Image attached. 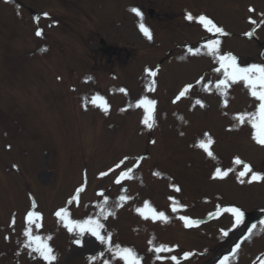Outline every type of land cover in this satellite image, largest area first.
<instances>
[{"label":"rangeland","instance_id":"obj_1","mask_svg":"<svg viewBox=\"0 0 264 264\" xmlns=\"http://www.w3.org/2000/svg\"><path fill=\"white\" fill-rule=\"evenodd\" d=\"M21 2L20 20L22 23L18 24L13 21L14 14H11L14 5L10 6H12L11 3L15 4L14 1L0 0V43H2L0 45V56L2 54V59L0 57L2 67L0 84L2 83L4 90L7 89L5 88L7 86L11 88L16 85L20 91V88L24 87L21 94H16L15 98H10L14 90L9 91L7 95L3 94V90H0V95L2 94L0 96V125L2 124L7 138L10 136L14 139L13 152L10 150L11 158L3 157L4 151L0 146V155H2L0 157L2 171L0 176L3 179L6 178L4 184H0V222L7 219L10 210L8 204H11V201L13 203L15 200L23 202L25 198L21 177L18 178L17 175H12L9 172L5 177L4 173L6 172L3 170L5 160L7 167L4 169H9L10 165L8 164L11 159L12 162L19 160L24 164L27 169L25 172L28 176L27 180L31 186L42 188V190L37 188L30 190L26 200L30 202L31 199H34L40 206H45L41 198L56 202L52 192H47V186L54 189L51 185H59V188L63 190L64 188L61 187L68 184L69 188H72L80 181L81 167L87 169L90 177L86 197L92 198L96 188L104 186L103 183L96 180L98 176H95V173L98 170L103 168L105 171L108 170V167L112 166L116 160L123 159L120 157L123 154H136L138 152L136 147L139 150L142 149L146 138L137 131V115H134L129 105H133L134 100L143 91L141 80L145 76L142 75L148 74L141 71L140 67L146 61L150 63V66L157 68L158 75L153 95H157L156 89L160 87L158 97L166 99V104L162 105L160 111L163 114L160 124L162 131L158 133L164 139L163 147L167 149L163 151L170 154V156L165 155V158L170 160L172 157H177L176 163L179 169L190 163H194V168H188L190 174L181 175L182 173L175 171L174 167L168 169L169 165L160 163L159 159L156 160L152 166L159 165L168 172V175L160 180H155L148 177V171L141 169L140 173L134 172V179L129 182V190L120 189L118 191L114 206L116 207L114 220L107 214L94 219H98L106 227L112 225L110 230H113V237L119 240L121 238L129 239L136 244L142 241L141 245H144L146 239H151L157 246L164 244L171 234L170 231L165 230L170 229L168 225L151 222L141 226L137 219L131 215H134L133 211L136 214L140 213L137 209L142 208L145 201L157 209L165 208L167 206L166 194L169 193L166 187L172 180L171 178L180 179L186 188L178 197L182 200L192 201L188 211L179 213L204 216L206 212L218 208L215 200L211 199L214 198L213 194L218 197L219 202H238L239 206L243 204L244 209L251 211V214L255 215L260 212L258 210L260 208H263L261 210L264 211V182L261 181L262 183L251 187L244 183V188H234L232 177L223 182L206 183L205 177L208 176L213 162L209 159L203 167L202 165L199 167L200 162L195 161L196 155L200 153L193 146V142L196 138H200L197 139L198 142L210 138L212 141L216 139L214 155L219 157L222 168H229V158L235 153L255 164H259L260 161L264 163V148L260 147L261 145H254V141L250 139V135L252 137L253 134L252 128L234 129L237 126V123L234 122L237 117H231L230 114L225 113L229 112V107L221 108L224 104L222 103L223 96L227 91L232 92L230 82L226 89H218L216 81L224 79L222 75L219 73L203 74L204 68L207 69L210 66L207 61L211 54L207 53V49L202 47V44L196 43L188 46L189 41H187L185 44L179 43L183 49L181 54L166 65L167 59L161 61L162 57L171 49L169 48L170 41L181 42L184 40L183 36H186V39H190L192 36L188 33L189 26L181 24L180 27L178 22L179 10H181L179 6L186 2H190L192 6L188 11L198 14L209 13L230 33V36L223 39L224 49H228L236 55L245 53L246 56H251L256 52L259 53L258 46L261 42L256 44L255 41H252L254 45L248 43V40L243 38L241 29L243 25L245 26L243 17H247L248 25L253 24L252 21L261 22L263 31H260L262 33L258 37L259 40L264 41V0H55V2L54 0H21ZM131 4H136L147 10L152 9L151 20L147 17L144 20L134 12H127L125 9ZM15 7L17 8V5ZM43 10L48 11L53 19L62 21V23L60 22L57 27H51V19H48V14L44 15ZM260 15L263 16L262 21L258 19ZM36 17H39L38 21ZM141 20L146 27L151 24L155 30L157 29L159 34L158 37L155 36L156 44L164 46L153 47L151 43H146L145 47L141 45L138 40V34L143 33L139 28ZM181 21H185L184 18ZM27 27H31L32 30L34 27L40 30L43 28L45 34L50 37L47 43H53L51 49L46 53L34 54L32 50L35 46H40L41 40L29 37ZM3 31L5 32L2 33ZM10 38L12 39L11 44H14L16 40V49L11 47L8 42L6 43L5 40H10ZM100 38H104L108 44L112 45L114 51V54L105 56L104 59H102L104 55L100 50L97 51V48H100ZM45 41L46 39L43 42L45 43ZM21 43L23 44L21 45ZM18 46L21 47L17 49ZM3 47L6 48L2 49ZM190 47L201 48V51L199 54L190 53L188 52ZM14 50L17 52L11 53ZM252 58L258 60L259 56L254 55ZM110 63L119 68L117 72H119L120 78L114 80L112 88L107 85L102 89V85H104L102 78L110 69ZM49 64L52 65V70L49 69ZM56 74H61L63 81L56 80ZM89 74L92 75L90 81H88ZM202 76L204 79L201 82L199 77ZM186 85L193 87L185 96L177 102H173V96L180 93ZM117 88L126 90L123 99L127 105L124 108L125 113L131 115L125 114L119 119H115L114 115L103 118V114L98 111L101 106L92 104L91 98L103 91L106 93L105 101L113 104V107L116 108L123 103L120 96L114 95ZM239 88L237 87L233 92L239 93ZM24 89L27 90L26 93ZM17 92L15 90V93ZM233 92L232 96H235ZM236 96L239 98L229 97L231 106L236 105L233 108L230 107V110L238 112V110L244 109L241 114L252 108L258 100L249 95L245 96V100L239 94ZM197 100H200L201 104H197ZM135 101L137 104L138 100ZM246 102L247 104H245ZM15 106H19L18 111L20 112L15 110ZM20 108L23 110L21 111ZM224 115L227 116L223 117ZM26 120H31L32 123H26ZM174 120L177 121V124L168 127L169 121L173 122ZM182 121L184 122L183 126H180ZM106 126L108 127L106 128ZM226 128L232 130L227 131ZM187 142H192V150L188 151L185 148ZM244 146L247 148L245 149ZM148 148L149 152L153 150L151 147ZM123 160L125 167L132 166L129 163L131 160L129 162ZM216 163L217 161L214 162V164ZM235 166L238 170L241 165L235 164ZM19 168L23 169L20 164ZM196 182L200 186L196 187ZM59 188L55 189L58 192V201L61 200L60 192L62 197L67 194V191H59ZM229 189L230 192H228ZM127 193L130 198L120 202L119 197L121 195L127 197ZM205 195L208 197L204 198ZM17 205H19L18 202ZM3 206H5L4 209ZM206 208L207 210H205ZM45 209L48 212V208L45 207ZM225 213V216L210 226L203 225L199 230L191 233L193 240L197 243L192 241L193 243L190 244L191 241L185 237L188 234L185 233L182 236L184 239H182L179 230L177 235L169 238V242L176 243L180 248L191 245L190 247L198 250L202 246L200 243L207 231L215 232L222 227L231 236L223 241L220 240L218 244L210 247L207 245L208 250L205 253L200 254V251L199 255L195 256L197 258H193V260L196 259L195 262L193 261L194 264H210L214 254L224 249L223 247L229 243L228 240L234 239L244 226L243 222L235 228L227 229L229 217H226L228 213ZM129 225L132 230H128ZM255 226L257 227V224ZM259 227L261 229L257 230L259 233L256 235L264 231L263 225ZM46 230H51V228L44 229V231ZM154 232L155 235H153ZM1 240L2 236H0V247ZM99 242L92 235L85 238L81 247H68L69 250L67 248L65 252H61V255L58 254L56 264H74L76 261H81V252L96 249L100 245ZM255 243L264 245V232L261 233L260 240ZM256 245L255 247L243 246L239 252L237 251V256L235 255L236 257L233 256L229 260L228 264H249ZM214 246L217 247L211 253L210 249ZM170 253L171 251H169ZM31 258L33 261L30 259L29 264L42 263L39 259L36 261L37 258L32 256ZM191 261L175 260L171 262L173 264H192ZM51 264L55 263L51 262Z\"/></svg>","mask_w":264,"mask_h":264},{"label":"snow or ice","instance_id":"obj_2","mask_svg":"<svg viewBox=\"0 0 264 264\" xmlns=\"http://www.w3.org/2000/svg\"><path fill=\"white\" fill-rule=\"evenodd\" d=\"M132 12H134L138 17H142V13L140 12L139 9L137 8H132ZM47 16V13L44 14ZM39 17H36V20L38 21ZM187 19L192 20L193 16L191 13L187 14ZM199 22L203 25L205 29H207L208 32H215L219 34H225L224 30L217 26L211 19L204 15H200L198 17ZM252 23H256L255 21H252ZM140 30L144 33L145 36H147L149 39H151V33L150 30L145 26V24L140 22L139 24ZM252 33H245V35L251 36ZM37 36L42 35V31L38 28L36 32ZM219 44L220 41L218 39L215 40H209L205 45L202 47H205L212 56L217 57L219 62H220V68L216 69V71H220V69H223V75L224 79H219L216 81V87L218 89H226L229 86V81L231 82H236V81H243L245 82L246 86L250 90V94L253 97H256L260 103H259V108H258V114L257 113H244V114H238L237 120L239 123H244L246 120L251 123L253 129L255 130L253 133V138L260 144L264 145V64H251L248 65L247 67H241L237 63V58L231 54V53H224L220 54L219 52ZM201 51V48H188V52L194 53V54H199ZM145 72L150 76L154 77L156 75V72L152 69H145ZM88 79H91L89 77ZM203 79V78H201ZM154 83V82H153ZM197 83H200V81H197ZM192 85H186L184 89L176 96V100H179L181 97L185 96L186 93L189 92V90L192 88ZM207 87V85H205ZM121 92H125L126 90L121 88L119 89ZM103 97L96 95L91 98V103L96 105L98 101H103ZM175 102V101H174ZM156 101L153 99H149L147 96L144 98L140 99L137 103V106H143L145 109V117L142 121L148 128L153 127L154 123V110H155V105ZM197 104H201L200 100L196 101ZM103 109L105 112L108 111V105L105 102L102 105ZM258 120V122H256ZM213 143V141L209 138L206 141L205 140H200L199 141V147L202 148L209 157L215 158L214 153L210 150V145ZM127 159V157L125 158ZM139 159H142L139 158ZM124 161H121L120 163L123 164ZM234 163L236 165H243V169L239 171L238 176L239 177H244L248 173H251V178L248 181L251 183L252 181H260L264 180V175L257 173L255 171H252V168L249 164L246 162L242 161L239 157H236L234 160ZM120 165H117L119 167ZM233 171L232 168L224 169L222 170L221 168H216L214 172V178H225L229 172ZM132 172V169H128L127 171H124L121 173L120 177L117 178L116 183H120L121 180L127 178L130 176V173ZM101 175H106V173H101ZM157 175H159L157 173ZM244 181L241 180V183ZM83 188H78L76 190V195L72 199H78L80 191H82ZM177 191H179V188H176ZM100 195H103V193H100ZM121 201H124L127 199L126 196L121 195L119 197ZM173 199V198H170ZM107 200V197H105V201ZM71 203V201H69ZM177 205H179L178 201L173 200V207L172 211L175 212L177 211ZM102 207V206H101ZM180 207H184L183 205H180ZM145 209L149 210L151 213V218L152 219H159L163 222L168 221V216L165 215L163 211L161 212H156L155 209L150 208V205L147 201L144 202L143 208H138L137 211L141 213V215H145ZM221 211L229 212L231 213L234 218H235V223L233 227L239 225L242 223V219L244 216L243 211L236 206H230L227 208H222ZM55 215L60 218L62 221L65 223V227H67L69 232L77 231L81 234H83L85 231H88L91 233L92 236H94L97 240H99L101 243L105 244H111V234L109 233L107 236L101 234V229H103L104 225L100 223L98 219H93V218H88L87 220L80 221V220H72L70 219V214L68 213L66 208H60ZM106 218V217H105ZM145 218H148L145 216ZM182 220L188 222L190 218L188 217H180ZM41 219V214L30 210L28 211L26 215V222H27V227L24 229L23 235L27 238L24 242V246L28 249H31L32 251H35L38 253L45 261H48L49 264H51L52 261L57 260V256L53 251V248L49 245L47 240L42 239L38 235H34L32 231V225L36 224V227H40V225L37 223L38 220ZM12 223H15V219L13 218ZM193 224H198L199 221H191ZM264 223V221H262ZM256 226L253 225L252 227L248 228L247 231L249 235L252 234L253 229ZM224 235H227L228 233L224 231ZM47 239H51L49 236ZM78 245L82 243L80 239H77L75 241ZM151 244L152 241H149ZM240 248V244H236L235 248L232 250L233 253H235L236 249ZM113 249L110 247L109 251H112ZM154 251L156 253H161L165 251H171V248L167 245L160 244L159 246H156L154 248ZM31 254V252L29 253ZM114 254L116 256H119L121 259L124 260L125 264H140V259L137 256L136 252L132 248L128 247H121L119 244L115 245V252ZM102 255V253L100 254ZM190 255V253H184V257L187 258ZM97 257L96 256H91L89 257V260H95ZM157 259H163V257L157 255ZM172 260H177V257L172 256ZM229 256H224L219 264H228ZM107 264V262H105Z\"/></svg>","mask_w":264,"mask_h":264},{"label":"trees","instance_id":"obj_3","mask_svg":"<svg viewBox=\"0 0 264 264\" xmlns=\"http://www.w3.org/2000/svg\"><path fill=\"white\" fill-rule=\"evenodd\" d=\"M21 109V108H20ZM23 110V109H22Z\"/></svg>","mask_w":264,"mask_h":264}]
</instances>
